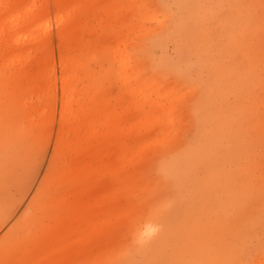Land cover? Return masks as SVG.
<instances>
[{
  "label": "rangeland",
  "instance_id": "rangeland-1",
  "mask_svg": "<svg viewBox=\"0 0 264 264\" xmlns=\"http://www.w3.org/2000/svg\"><path fill=\"white\" fill-rule=\"evenodd\" d=\"M0 264H264V0H0Z\"/></svg>",
  "mask_w": 264,
  "mask_h": 264
},
{
  "label": "bare ground",
  "instance_id": "bare-ground-1",
  "mask_svg": "<svg viewBox=\"0 0 264 264\" xmlns=\"http://www.w3.org/2000/svg\"><path fill=\"white\" fill-rule=\"evenodd\" d=\"M119 62H120V66L122 67V69L126 70V66H127L126 59L124 57H119ZM133 75L135 76V74H133ZM176 162H178V161H176ZM198 186H200V191L203 190L204 187H206V189H211L214 192V185L208 184V182H206L205 180H203L200 185L198 184ZM149 229H151V227H149Z\"/></svg>",
  "mask_w": 264,
  "mask_h": 264
}]
</instances>
